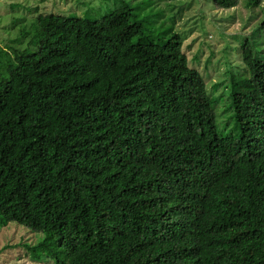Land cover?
<instances>
[{
  "label": "trees",
  "instance_id": "trees-1",
  "mask_svg": "<svg viewBox=\"0 0 264 264\" xmlns=\"http://www.w3.org/2000/svg\"><path fill=\"white\" fill-rule=\"evenodd\" d=\"M171 31L123 2L100 18L41 13L28 47L3 52L0 228L42 233L20 242L32 261L264 264V58L245 37V72L209 89Z\"/></svg>",
  "mask_w": 264,
  "mask_h": 264
},
{
  "label": "rangeland",
  "instance_id": "rangeland-1",
  "mask_svg": "<svg viewBox=\"0 0 264 264\" xmlns=\"http://www.w3.org/2000/svg\"><path fill=\"white\" fill-rule=\"evenodd\" d=\"M123 2L132 6L135 17L152 34L171 28V32L183 35V51L189 60L195 56L189 64L206 78L209 89L224 78L227 70L245 72L239 49L245 37L257 43L253 46L264 58V0L252 8H247L244 0H238L231 8H219L212 0H0V62L10 47H28L35 35L36 17L41 13L100 18ZM226 93L221 86L214 92L220 96L215 104V123L222 133L230 132L234 125L231 111L226 108ZM41 236V232L13 221L1 227L0 264H52L36 263L23 253L20 242L34 244ZM6 245L9 247L3 249Z\"/></svg>",
  "mask_w": 264,
  "mask_h": 264
}]
</instances>
